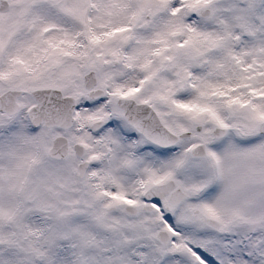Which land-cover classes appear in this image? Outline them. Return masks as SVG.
<instances>
[{"label":"snow or ice","instance_id":"obj_1","mask_svg":"<svg viewBox=\"0 0 264 264\" xmlns=\"http://www.w3.org/2000/svg\"><path fill=\"white\" fill-rule=\"evenodd\" d=\"M0 264H264V0H0Z\"/></svg>","mask_w":264,"mask_h":264}]
</instances>
